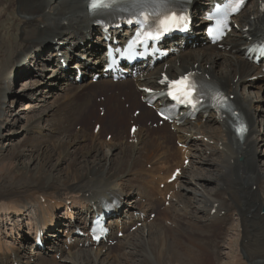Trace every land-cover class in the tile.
<instances>
[{
	"label": "bare ground",
	"instance_id": "obj_1",
	"mask_svg": "<svg viewBox=\"0 0 264 264\" xmlns=\"http://www.w3.org/2000/svg\"><path fill=\"white\" fill-rule=\"evenodd\" d=\"M87 4L88 0H0V119L5 116L3 110L10 102L9 109L16 101L23 106L20 109L23 112L35 108L39 111L38 116L34 115V119L32 116L25 124V131L33 135L28 141V148L21 147L8 158L7 154L14 144L0 143V264H9L13 256L20 260L21 255L7 244L15 246V233L24 222L29 225L47 226L50 223L55 226V240L49 242V249L55 244L56 251L64 255L60 244L70 234L64 237L59 235L57 229L63 226V217H58V211L62 206L67 209L69 201L77 211L88 212V203L98 197H116L120 201H128L132 191L136 190L135 205L126 208L123 217V224H126L140 219L141 212L155 207L154 200L158 195L163 196L165 191L173 187L168 186L165 191L154 190L155 176L161 177L159 173L171 162L173 157L170 151L175 140L182 143L188 140L183 133L172 134L166 130L154 139L145 132L139 148H136L128 141L120 142L116 138L103 140L102 133H91L85 127L74 131V121L88 120L90 90L113 87L111 80L75 85L67 79L69 72H65L61 63H58L54 69L48 68L51 72L41 80L26 79L28 85L24 94L15 96L11 101L13 90L9 84L29 74L28 67L33 68L34 63L39 61L44 66L55 61L60 53L72 61L74 56L70 52L79 48L80 42H89L93 18L87 10ZM255 6L249 7L238 17L241 30L236 32L234 39L228 41L231 50L217 53L210 46L202 47L203 41L199 38L200 46L195 49L188 47L177 55L183 59L179 72L187 68L188 63L189 68L201 70L209 65L208 74L214 83L228 81L225 88L236 94L235 103L251 125L246 141L241 142L229 132L225 133L212 114L208 116V123L204 127L190 126L187 131L191 137L201 135L202 139L193 141V169L185 173L180 190L173 195L172 225L151 223L147 225L150 228L148 237H143L142 233L129 235L115 252H109L104 257L102 248L80 249L77 244H73L68 256L76 259L77 264H143L144 258L136 257L147 254V250L156 255L162 264H179L181 261L189 264L223 262L235 250L231 234L236 228L239 229L236 261L264 264V166L258 165L256 155L261 137L259 122L263 124L264 120L259 119L252 96L247 92L248 87L263 90L264 79L255 83L246 82L248 77L261 71L255 72L258 65L251 62L241 48L246 44L244 35L247 32L244 28L254 34L264 32L261 27V23H264V0ZM9 18L13 23L4 24V20L8 21ZM98 41L103 43L100 38ZM52 42H55L52 48L54 52L47 55L44 51ZM66 46L71 47L70 52ZM85 47L84 50L80 48V51H84L79 56L81 59L86 53L93 52L88 44ZM219 58L227 60L226 65H221ZM97 62L102 64L103 61L98 58ZM83 63L80 60L75 64ZM170 65V69H173L174 65ZM62 79L66 81L61 82ZM44 84L50 87V92L41 98L34 97L32 92ZM55 86L58 90L56 93ZM77 88L84 90L78 93ZM27 91H31V95L25 93ZM50 96L53 98L49 100ZM62 99L64 103L59 105ZM34 100L39 101L38 107L31 104ZM116 106L121 104L118 102ZM112 107H108V117L115 110ZM144 112L138 122L150 115L149 111ZM117 117L120 118V115ZM49 118L53 119L48 124L49 128L42 126ZM4 124H0V128ZM242 145L247 146L245 152L242 151ZM25 159L36 162L35 166L32 168L24 164ZM150 159L153 168L147 169L145 163L151 162ZM203 170H215L218 173V189L209 191L203 186ZM188 182H195L203 188L188 197L185 192ZM138 197H145L148 202L138 201ZM199 202L204 205V211L199 207ZM136 210L140 211L138 216H134ZM64 214L67 215V212ZM79 222L84 221L80 219ZM111 222L112 226L121 227L117 220ZM68 226L71 229V224ZM218 247H222V250L219 251ZM48 252L51 253L47 251L45 254ZM21 253L26 254L23 251ZM100 258L102 260L98 261ZM30 259L28 263L33 264ZM37 264L52 263L48 255L46 258L38 255Z\"/></svg>",
	"mask_w": 264,
	"mask_h": 264
},
{
	"label": "rangeland",
	"instance_id": "obj_2",
	"mask_svg": "<svg viewBox=\"0 0 264 264\" xmlns=\"http://www.w3.org/2000/svg\"><path fill=\"white\" fill-rule=\"evenodd\" d=\"M4 22H5L4 24H9V23L12 24L13 23V20L9 18L8 21L6 19V20H4ZM10 29H11V26H10ZM49 50H50V48L48 49V52L51 51V50L50 51ZM40 63H41V61H39V63H34L36 66L38 65L37 68H35L34 65H33L34 66L33 68L28 67V71L31 72L32 74L31 73L26 74L25 76H23L21 78H17L16 80H14L13 84H9V87L11 85L12 90H13V94H11V101H12V99L16 98L15 96H17L19 94H24L23 92L26 91V86L28 85V82L25 81L26 79L31 78L32 80H41L42 77L48 76V74L51 72L47 68V64H49V63H45L44 66L42 65L43 63H41V64ZM52 64L55 67L57 66V63L56 62H52ZM39 68H40V70H39ZM54 68H52V69H54ZM258 69H259V67H257V70ZM259 71H260V69H259ZM37 74H43V75H39L38 76ZM49 88H50L49 86H46L44 84L42 87L36 88L34 90V92H32V94H34L33 96L36 97V98H41L42 95L48 94L50 92V89ZM248 88H250V87H248ZM54 89H55V93H56L58 91L56 89V86L54 87ZM251 90H252V88H250V92H251ZM25 93L31 95V91H27ZM52 98H53V96H50V98H48V99L50 100ZM260 98H261V100H258L259 102L257 103V105L259 104V108H260V109L258 108V110H259V113L258 114H259V119L264 120V91L261 92ZM32 102L33 103H31V104H33V105H35V106L38 107L39 101L34 100ZM63 103H64V100L62 99L59 102V105H62ZM10 104H11V102L5 108V110H3L5 114H7L9 112V114H7L8 116H4L5 118L3 117L5 120H8L7 121V124H6V128L2 129L4 127V125H3V127L0 128V133H1L0 143H2V144H5V143L14 144V146H12V148H14V149L11 148L9 150V152L7 151L8 152L7 155H9L8 158L11 157L13 154H15L21 147L22 148H24V147L25 148H28L29 147V142L28 141H29L30 137L33 136V135H29L25 131V124L29 120H31L30 118L32 116H34V115L38 116L39 115L38 108H35V110H31L29 112H23V110H20L23 107V106H21V103L20 102L18 103V102L15 101V103L13 104V107L9 109ZM56 106L57 105L53 106V108L56 107ZM112 108H115L116 109L118 107L116 106V107H112ZM14 112L16 113V115L14 114ZM36 116H34L32 119H34ZM11 119H12V123H11V121H9ZM49 119L50 120H48V121H44L43 124H42V126L49 128V125L48 124L50 122H52V120H53L51 118H49ZM120 121H121L120 123L122 124L123 123L122 122L123 120H120ZM2 123H4V122H2ZM74 124L76 125V123H74ZM10 129H12L11 130V133L9 132ZM44 129L47 132L46 128H44ZM87 129L89 130V128H87ZM6 133H9V136H6L7 135ZM36 136L39 137L40 135L37 133ZM103 138H104V135H103ZM260 143L261 144H259V150H258V152H257L256 155H257V158H258V165L263 167L264 166V141L262 140V141H260ZM25 160L26 161L24 162V164L27 163L32 168L35 166V163L36 162H34L33 160L32 161H30L29 159H25ZM62 165H65V164H62ZM217 175H218V173L215 170H211V171L208 170V171H206L205 178L202 181L204 182L203 183V186L205 188H207V190H209V191H215L216 189H218L220 187V184H219V182L216 179V176ZM188 185H191L190 190L191 189L193 190V191H188L187 188L185 189L186 195L188 197L194 196L196 191H201L202 188H203V186L196 185L195 182H188ZM203 206L204 205L200 204V202H199V207L201 208L202 211H204L203 210L204 209ZM187 219L190 220L191 217H187ZM32 225H35V224H32ZM173 227H174V225H173ZM231 236L233 238V245H234L235 250H233L232 253H230V256L229 257L224 258L223 262H215L214 264H250V263H245V262L238 263L236 261V259H235V254H236V250H237V241L239 240V237H238V229L237 228L233 230ZM62 237H64L63 234H62ZM217 249L219 251H221L222 250V247H218ZM47 255L50 257V252H48ZM136 258H144L143 264H162L161 261L159 260V258L156 255H154L153 253H151L149 250H147V254H144L143 253L140 256H137ZM179 264H189V263L188 262L181 261Z\"/></svg>",
	"mask_w": 264,
	"mask_h": 264
},
{
	"label": "snow or ice",
	"instance_id": "obj_3",
	"mask_svg": "<svg viewBox=\"0 0 264 264\" xmlns=\"http://www.w3.org/2000/svg\"><path fill=\"white\" fill-rule=\"evenodd\" d=\"M104 6H106L105 0H93V2L91 4V7L93 9H97V8L104 7ZM173 83L182 85L183 86V90L185 92V95H187V96L191 95V92L188 91V86L185 83V81H174Z\"/></svg>",
	"mask_w": 264,
	"mask_h": 264
}]
</instances>
